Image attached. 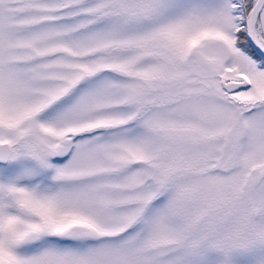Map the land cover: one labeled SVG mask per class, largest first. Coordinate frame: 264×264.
I'll return each mask as SVG.
<instances>
[{"label":"snow or ice","instance_id":"6c2138e0","mask_svg":"<svg viewBox=\"0 0 264 264\" xmlns=\"http://www.w3.org/2000/svg\"><path fill=\"white\" fill-rule=\"evenodd\" d=\"M0 264H264V0H0Z\"/></svg>","mask_w":264,"mask_h":264}]
</instances>
